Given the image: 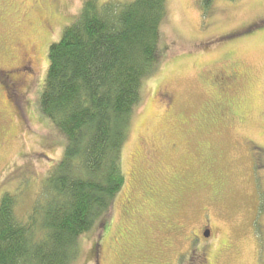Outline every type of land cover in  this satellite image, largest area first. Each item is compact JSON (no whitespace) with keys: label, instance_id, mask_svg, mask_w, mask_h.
Returning <instances> with one entry per match:
<instances>
[{"label":"rangeland","instance_id":"obj_1","mask_svg":"<svg viewBox=\"0 0 264 264\" xmlns=\"http://www.w3.org/2000/svg\"><path fill=\"white\" fill-rule=\"evenodd\" d=\"M85 1L0 0V72L9 77L0 73V198L15 195L18 216L63 154L64 139L34 110L48 48ZM159 51L131 118L111 218L78 238L70 264H187L202 228L213 264H264V0H213L209 10L167 0ZM26 58L33 71L20 74Z\"/></svg>","mask_w":264,"mask_h":264},{"label":"trees","instance_id":"obj_2","mask_svg":"<svg viewBox=\"0 0 264 264\" xmlns=\"http://www.w3.org/2000/svg\"><path fill=\"white\" fill-rule=\"evenodd\" d=\"M166 2L87 0L49 46L36 105L64 150L23 216L15 195L0 198V264H70L78 238L108 223L141 86L160 64ZM201 2L209 10L213 0Z\"/></svg>","mask_w":264,"mask_h":264},{"label":"flooded vegetation","instance_id":"obj_3","mask_svg":"<svg viewBox=\"0 0 264 264\" xmlns=\"http://www.w3.org/2000/svg\"><path fill=\"white\" fill-rule=\"evenodd\" d=\"M53 1L56 2L57 0H53ZM32 71H33V63L29 58H26L22 67L17 70V72H19L20 74L21 73L29 74ZM1 76L3 78L5 77L6 79L3 81L7 82L6 80H8V78H9L8 75L5 73H1ZM221 79H222L224 84H229V83H231V81H233L235 79V76L223 75ZM219 83L221 85V82H219ZM7 92L10 94L14 105H17V103L20 102L21 95H22V93L19 91V89H17V86H15L13 83L10 84V86L7 87ZM31 105L32 104L30 103V108H31ZM36 108H37V105H36ZM23 110H24V108H23ZM37 111L38 110L35 109L34 113L37 114ZM28 112L31 115L33 113V109H31V112L28 110ZM205 232L210 233V230L202 228L200 231V235H198V236L194 235V237L191 238L189 248L187 251L184 252L185 257L187 258V264H213V261H212L213 259H211L210 254L208 253L206 247L203 245H200V241L204 237L203 234ZM180 256H182V255H180ZM180 256H179V258H180ZM177 264H178V261H177Z\"/></svg>","mask_w":264,"mask_h":264},{"label":"water","instance_id":"obj_4","mask_svg":"<svg viewBox=\"0 0 264 264\" xmlns=\"http://www.w3.org/2000/svg\"><path fill=\"white\" fill-rule=\"evenodd\" d=\"M203 235H204V237H208L209 232H205Z\"/></svg>","mask_w":264,"mask_h":264}]
</instances>
